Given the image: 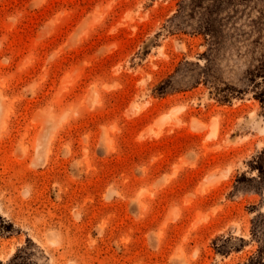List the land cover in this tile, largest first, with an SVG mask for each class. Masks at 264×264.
<instances>
[{"label":"rangeland","instance_id":"374dc122","mask_svg":"<svg viewBox=\"0 0 264 264\" xmlns=\"http://www.w3.org/2000/svg\"><path fill=\"white\" fill-rule=\"evenodd\" d=\"M0 264H264V0H0Z\"/></svg>","mask_w":264,"mask_h":264}]
</instances>
